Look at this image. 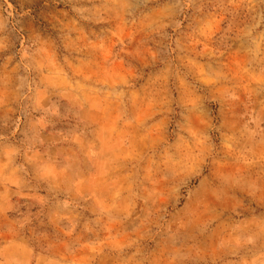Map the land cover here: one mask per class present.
Instances as JSON below:
<instances>
[{
  "label": "rangeland",
  "instance_id": "rangeland-1",
  "mask_svg": "<svg viewBox=\"0 0 264 264\" xmlns=\"http://www.w3.org/2000/svg\"><path fill=\"white\" fill-rule=\"evenodd\" d=\"M0 264H264V0H0Z\"/></svg>",
  "mask_w": 264,
  "mask_h": 264
}]
</instances>
